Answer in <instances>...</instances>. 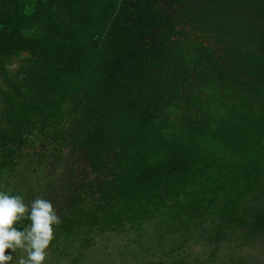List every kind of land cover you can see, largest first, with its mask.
I'll return each mask as SVG.
<instances>
[{
	"label": "trees",
	"instance_id": "16d2710c",
	"mask_svg": "<svg viewBox=\"0 0 264 264\" xmlns=\"http://www.w3.org/2000/svg\"><path fill=\"white\" fill-rule=\"evenodd\" d=\"M0 100V190L52 203L56 261L147 226L264 242V0H0Z\"/></svg>",
	"mask_w": 264,
	"mask_h": 264
},
{
	"label": "rangeland",
	"instance_id": "374dc122",
	"mask_svg": "<svg viewBox=\"0 0 264 264\" xmlns=\"http://www.w3.org/2000/svg\"><path fill=\"white\" fill-rule=\"evenodd\" d=\"M32 166L33 161H20L16 167L18 171L16 175L24 170L27 178L32 176V180L42 183L45 177H48L47 175L55 172L54 164L50 161L38 169L40 172L36 170L34 173L33 170H29ZM23 180L20 181L21 184H24ZM9 184L11 186L14 182L10 181ZM19 189L23 190L22 185ZM232 233L233 235H226L225 240L215 247L207 243L200 232H189L182 237L175 235V237L167 236L161 239L154 229L147 226V230L140 235L141 244L139 245L135 244L133 236L129 233H109L95 238L87 250L80 249L79 252L70 253V256L78 264H158L159 261L169 264L174 260H177L179 264H264L262 239L243 242L239 231ZM156 245H161L162 248L157 250ZM176 245L180 247H175ZM53 252L57 253V249L47 250L45 264H65L67 262L60 257V260L56 261ZM18 255L19 253L14 254L10 264H16Z\"/></svg>",
	"mask_w": 264,
	"mask_h": 264
},
{
	"label": "clouds",
	"instance_id": "9594fccd",
	"mask_svg": "<svg viewBox=\"0 0 264 264\" xmlns=\"http://www.w3.org/2000/svg\"><path fill=\"white\" fill-rule=\"evenodd\" d=\"M24 221L29 223L17 227ZM60 223L50 201L38 196L29 205L21 195L0 190V264H10L17 253L16 264H45Z\"/></svg>",
	"mask_w": 264,
	"mask_h": 264
}]
</instances>
